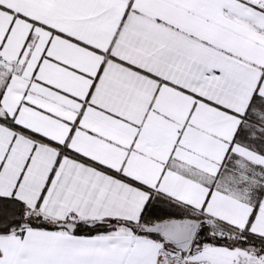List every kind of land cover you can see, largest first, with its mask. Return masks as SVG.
I'll return each instance as SVG.
<instances>
[{"label": "crops", "instance_id": "obj_1", "mask_svg": "<svg viewBox=\"0 0 264 264\" xmlns=\"http://www.w3.org/2000/svg\"><path fill=\"white\" fill-rule=\"evenodd\" d=\"M0 55V195L55 223L14 234L12 264H255L138 220L160 196L264 240V155L235 137L264 98V0H0Z\"/></svg>", "mask_w": 264, "mask_h": 264}, {"label": "trees", "instance_id": "obj_2", "mask_svg": "<svg viewBox=\"0 0 264 264\" xmlns=\"http://www.w3.org/2000/svg\"><path fill=\"white\" fill-rule=\"evenodd\" d=\"M0 121L12 127L20 128L1 110ZM235 137L264 155L263 97L256 93L253 95L245 113L241 116V122ZM72 154L76 155L74 152ZM257 202L255 201L253 204L249 221L255 214ZM185 217L200 220V226L193 240V244H226L243 248L250 247L257 254L264 252L263 239L257 238L247 231L240 232L223 225L207 223L201 215L194 214L190 209L160 196L151 198L144 204L138 221L140 224H150L158 220ZM25 227L51 228L55 227V223L50 222L41 214L29 210L27 205L17 197L0 195V233H8L13 230L22 231ZM108 228L109 224L106 222L78 220L74 231L81 234H93ZM140 231L162 239L158 234L143 232L142 229Z\"/></svg>", "mask_w": 264, "mask_h": 264}, {"label": "water", "instance_id": "obj_3", "mask_svg": "<svg viewBox=\"0 0 264 264\" xmlns=\"http://www.w3.org/2000/svg\"><path fill=\"white\" fill-rule=\"evenodd\" d=\"M56 226L64 227L69 232H73L76 223L72 221H58ZM200 226V220L196 218H168L158 220L150 224H141L143 232L155 233L161 236L173 250L186 252L197 233ZM172 264H181V258L178 255L168 257Z\"/></svg>", "mask_w": 264, "mask_h": 264}, {"label": "rangeland", "instance_id": "obj_4", "mask_svg": "<svg viewBox=\"0 0 264 264\" xmlns=\"http://www.w3.org/2000/svg\"><path fill=\"white\" fill-rule=\"evenodd\" d=\"M14 234H22L21 231H10L8 233H0V264H12L11 257H12V249H11V239ZM204 245H212L211 244H204ZM192 251L196 248V244L192 245ZM250 249V247H248ZM248 250V249H247ZM250 250L247 251V256L251 258L255 262V264H261L259 262V255L254 252H250ZM244 254H246L244 252ZM264 256V252L260 257Z\"/></svg>", "mask_w": 264, "mask_h": 264}, {"label": "built area", "instance_id": "obj_5", "mask_svg": "<svg viewBox=\"0 0 264 264\" xmlns=\"http://www.w3.org/2000/svg\"><path fill=\"white\" fill-rule=\"evenodd\" d=\"M1 59H2V56L0 55V61H1ZM206 219H208V218H203V220H206ZM260 263H261V264H264V256H262V257L260 258Z\"/></svg>", "mask_w": 264, "mask_h": 264}]
</instances>
